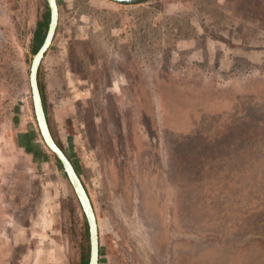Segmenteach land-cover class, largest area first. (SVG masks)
Returning a JSON list of instances; mask_svg holds the SVG:
<instances>
[{
    "label": "rangeland",
    "instance_id": "rangeland-1",
    "mask_svg": "<svg viewBox=\"0 0 264 264\" xmlns=\"http://www.w3.org/2000/svg\"><path fill=\"white\" fill-rule=\"evenodd\" d=\"M57 3L39 87L91 198L100 264H264V0ZM48 13L0 0V264L90 252L33 109Z\"/></svg>",
    "mask_w": 264,
    "mask_h": 264
},
{
    "label": "water",
    "instance_id": "water-1",
    "mask_svg": "<svg viewBox=\"0 0 264 264\" xmlns=\"http://www.w3.org/2000/svg\"><path fill=\"white\" fill-rule=\"evenodd\" d=\"M108 1L121 5H135L145 0H108ZM46 2L48 4L49 13H50L49 27L41 48L38 50V52L35 54L33 58L30 68V74H29L35 119L37 122L39 133L42 137L44 144L62 166L63 171L66 174L74 190V193L81 206L82 212L85 216L88 226V232H89V246H90L89 264H100L99 229H98L97 217L95 214V210L91 198L79 174L77 173L74 165L72 164L71 160L63 151V149L57 144V142L55 141L52 135L43 104L41 90L39 87V79H38L39 70L42 61L46 56V53L49 51L54 41L56 32L58 30L59 17H60L57 0H46Z\"/></svg>",
    "mask_w": 264,
    "mask_h": 264
},
{
    "label": "trees",
    "instance_id": "trees-1",
    "mask_svg": "<svg viewBox=\"0 0 264 264\" xmlns=\"http://www.w3.org/2000/svg\"><path fill=\"white\" fill-rule=\"evenodd\" d=\"M49 21H50V13H48L46 16H45V20L44 22H41L39 25H38V30L36 31V34H35V40L37 41V45H36V50L35 52L37 53L38 50L41 48L44 40H45V37H46V34H47V30H48V26H49ZM41 88V95H42V98H43V104H44V108H45V112H46V115H47V119H48V122H49V116H48V111H47V102H46V98H45V95H44V92L42 90V87L40 86ZM50 123V122H49ZM57 160V159H56ZM57 162L59 163V161L57 160ZM60 165V163H59ZM61 166V165H60ZM89 238L88 236V233L86 234V240ZM82 263L83 264H89V247L87 249V252L83 255V260H82Z\"/></svg>",
    "mask_w": 264,
    "mask_h": 264
},
{
    "label": "built area",
    "instance_id": "built-area-1",
    "mask_svg": "<svg viewBox=\"0 0 264 264\" xmlns=\"http://www.w3.org/2000/svg\"><path fill=\"white\" fill-rule=\"evenodd\" d=\"M2 41V33L0 32V42Z\"/></svg>",
    "mask_w": 264,
    "mask_h": 264
},
{
    "label": "flooded vegetation",
    "instance_id": "flooded-vegetation-1",
    "mask_svg": "<svg viewBox=\"0 0 264 264\" xmlns=\"http://www.w3.org/2000/svg\"><path fill=\"white\" fill-rule=\"evenodd\" d=\"M89 254H90V252H89Z\"/></svg>",
    "mask_w": 264,
    "mask_h": 264
}]
</instances>
